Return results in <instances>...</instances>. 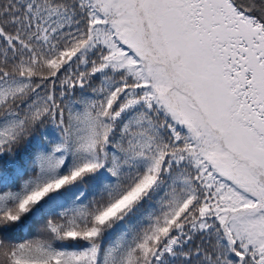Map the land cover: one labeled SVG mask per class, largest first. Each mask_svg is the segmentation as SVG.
I'll use <instances>...</instances> for the list:
<instances>
[{"label": "snow or ice", "instance_id": "obj_1", "mask_svg": "<svg viewBox=\"0 0 264 264\" xmlns=\"http://www.w3.org/2000/svg\"><path fill=\"white\" fill-rule=\"evenodd\" d=\"M0 264H264V0H0Z\"/></svg>", "mask_w": 264, "mask_h": 264}]
</instances>
